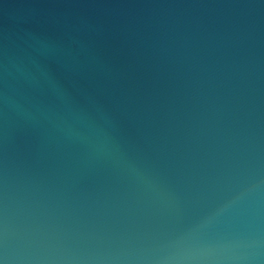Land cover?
Returning a JSON list of instances; mask_svg holds the SVG:
<instances>
[{"label":"water","instance_id":"water-1","mask_svg":"<svg viewBox=\"0 0 264 264\" xmlns=\"http://www.w3.org/2000/svg\"><path fill=\"white\" fill-rule=\"evenodd\" d=\"M0 264H264V0H0Z\"/></svg>","mask_w":264,"mask_h":264}]
</instances>
